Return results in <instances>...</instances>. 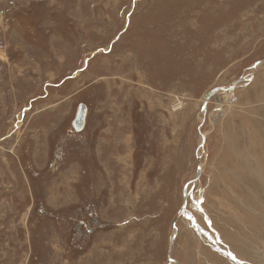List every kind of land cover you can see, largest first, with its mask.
Wrapping results in <instances>:
<instances>
[{"label":"rangeland","instance_id":"obj_1","mask_svg":"<svg viewBox=\"0 0 264 264\" xmlns=\"http://www.w3.org/2000/svg\"><path fill=\"white\" fill-rule=\"evenodd\" d=\"M241 262L264 264V0H0V264Z\"/></svg>","mask_w":264,"mask_h":264},{"label":"water","instance_id":"obj_2","mask_svg":"<svg viewBox=\"0 0 264 264\" xmlns=\"http://www.w3.org/2000/svg\"><path fill=\"white\" fill-rule=\"evenodd\" d=\"M261 65V62H258L256 63L254 66H253V69H257L258 67H260ZM243 79H240L239 81H242ZM238 82H234L232 85L228 86V87H222V88H215L214 90L210 91L207 96H206V102L207 100L212 96L213 93L219 91V90H234L235 89V85L237 84ZM86 113H87V107L85 104H81L79 106V109H78V112H77V115H76V118L73 122V125L74 127L76 128V130L78 131H81L83 128H84V125H85V118H86ZM200 161H199V171H200ZM184 198H185V201H184V205L183 207L181 208V210L179 211V214L178 216L183 213L185 210H186V204H187V194L185 193L184 194ZM172 247V246H171ZM169 256L171 258V248H170V253H169Z\"/></svg>","mask_w":264,"mask_h":264},{"label":"bare ground","instance_id":"obj_3","mask_svg":"<svg viewBox=\"0 0 264 264\" xmlns=\"http://www.w3.org/2000/svg\"><path fill=\"white\" fill-rule=\"evenodd\" d=\"M237 85H238V83L235 86H237ZM181 102L182 101L178 100L177 103H175V107L177 108L178 105L180 106Z\"/></svg>","mask_w":264,"mask_h":264},{"label":"snow or ice","instance_id":"obj_4","mask_svg":"<svg viewBox=\"0 0 264 264\" xmlns=\"http://www.w3.org/2000/svg\"><path fill=\"white\" fill-rule=\"evenodd\" d=\"M229 255L232 256V259H234V260L237 259V257L235 255L231 254V253ZM241 264H243V262H241Z\"/></svg>","mask_w":264,"mask_h":264}]
</instances>
